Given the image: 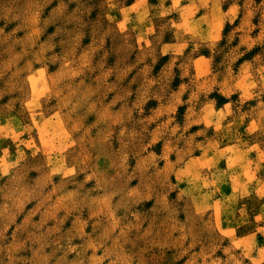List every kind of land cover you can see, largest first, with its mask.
<instances>
[{
  "label": "rangeland",
  "instance_id": "374dc122",
  "mask_svg": "<svg viewBox=\"0 0 264 264\" xmlns=\"http://www.w3.org/2000/svg\"><path fill=\"white\" fill-rule=\"evenodd\" d=\"M0 264H264V0H0Z\"/></svg>",
  "mask_w": 264,
  "mask_h": 264
}]
</instances>
